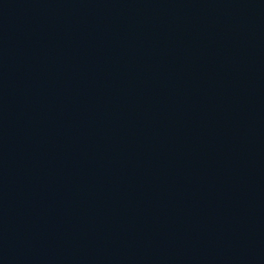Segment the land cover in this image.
<instances>
[{
    "label": "water",
    "instance_id": "water-1",
    "mask_svg": "<svg viewBox=\"0 0 264 264\" xmlns=\"http://www.w3.org/2000/svg\"><path fill=\"white\" fill-rule=\"evenodd\" d=\"M0 264H264V0H0Z\"/></svg>",
    "mask_w": 264,
    "mask_h": 264
}]
</instances>
